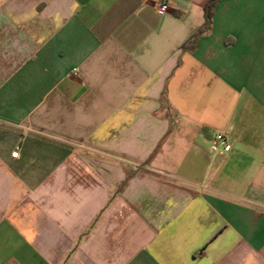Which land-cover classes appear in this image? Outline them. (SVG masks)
Returning a JSON list of instances; mask_svg holds the SVG:
<instances>
[{"label": "crops", "instance_id": "obj_1", "mask_svg": "<svg viewBox=\"0 0 264 264\" xmlns=\"http://www.w3.org/2000/svg\"><path fill=\"white\" fill-rule=\"evenodd\" d=\"M207 1L0 0V264H264V0Z\"/></svg>", "mask_w": 264, "mask_h": 264}, {"label": "built area", "instance_id": "obj_2", "mask_svg": "<svg viewBox=\"0 0 264 264\" xmlns=\"http://www.w3.org/2000/svg\"><path fill=\"white\" fill-rule=\"evenodd\" d=\"M155 6L160 12H166L171 4V0H153ZM230 140L222 133H218L214 136L210 143V151L212 153L224 152L227 153L231 150ZM18 155V149L11 153L12 158H16Z\"/></svg>", "mask_w": 264, "mask_h": 264}, {"label": "trees", "instance_id": "obj_3", "mask_svg": "<svg viewBox=\"0 0 264 264\" xmlns=\"http://www.w3.org/2000/svg\"><path fill=\"white\" fill-rule=\"evenodd\" d=\"M219 0H208L203 7V17L204 23L203 26L182 46V50H192L194 49L198 39L206 32L211 29L212 15L216 3ZM128 176L125 179L123 185L126 184Z\"/></svg>", "mask_w": 264, "mask_h": 264}]
</instances>
